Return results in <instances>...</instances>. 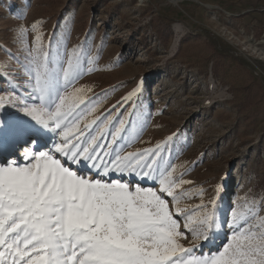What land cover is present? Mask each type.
Returning a JSON list of instances; mask_svg holds the SVG:
<instances>
[{"label": "rangeland", "instance_id": "1", "mask_svg": "<svg viewBox=\"0 0 264 264\" xmlns=\"http://www.w3.org/2000/svg\"><path fill=\"white\" fill-rule=\"evenodd\" d=\"M155 17L170 25L166 46L151 28ZM36 35L46 49L81 53L84 74L68 91L82 88L96 105L84 122L111 112L135 124L136 133L126 125V152L163 146L179 198H168L169 209L181 210V226L184 214L213 210L221 222L249 208L251 223L264 221L262 97L239 113L245 84L264 94V0H0V152L11 145L0 167L24 164L22 148L60 139L21 110L41 106L28 57ZM32 129L40 135L20 141ZM231 232L223 224L194 255L222 250ZM190 241L189 233L182 243Z\"/></svg>", "mask_w": 264, "mask_h": 264}, {"label": "snow or ice", "instance_id": "2", "mask_svg": "<svg viewBox=\"0 0 264 264\" xmlns=\"http://www.w3.org/2000/svg\"><path fill=\"white\" fill-rule=\"evenodd\" d=\"M28 57L41 106L21 110L60 139L0 167V264H264V221L251 223V208L232 211L230 222L214 210L184 214L181 226V210L169 209L168 198H179L163 146L126 152V125L136 133L135 124L111 112L84 122L96 105L84 89L68 91L84 74L80 52L46 49L36 35ZM223 224L232 232L222 250L194 255Z\"/></svg>", "mask_w": 264, "mask_h": 264}, {"label": "trees", "instance_id": "3", "mask_svg": "<svg viewBox=\"0 0 264 264\" xmlns=\"http://www.w3.org/2000/svg\"><path fill=\"white\" fill-rule=\"evenodd\" d=\"M151 28L155 32L156 36L160 41L164 43L166 46L167 38L170 35V25L165 23L161 18L155 17L152 18L150 21ZM211 73L212 77L216 78L218 75V61L213 60L211 64ZM242 103L240 104L239 113H246L248 112L253 106L260 102V96L264 101V94L260 88V86L256 83H252V85L245 84L242 90ZM262 187H258L257 189L260 190Z\"/></svg>", "mask_w": 264, "mask_h": 264}, {"label": "bare ground", "instance_id": "4", "mask_svg": "<svg viewBox=\"0 0 264 264\" xmlns=\"http://www.w3.org/2000/svg\"><path fill=\"white\" fill-rule=\"evenodd\" d=\"M0 127H5V121H3V120H1V118H0ZM30 135H33V136H39L40 135V133H39V131L37 130V129H32V130H27V131H25V132H23V133H21L20 134V141L21 140H26L27 139V137L28 136H30ZM9 148H11V145H8L4 150H2L0 153H6V152H9V150H7V149H9ZM26 148V147H25ZM23 149L24 148H22V153H23ZM21 153V154H22ZM21 156H23V154L21 155Z\"/></svg>", "mask_w": 264, "mask_h": 264}]
</instances>
